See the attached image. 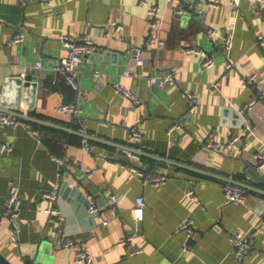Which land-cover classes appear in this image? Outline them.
<instances>
[{"label":"crops","instance_id":"0c3cea01","mask_svg":"<svg viewBox=\"0 0 264 264\" xmlns=\"http://www.w3.org/2000/svg\"><path fill=\"white\" fill-rule=\"evenodd\" d=\"M149 1L161 9L162 23L155 33L164 41L162 48L148 43L153 29L139 0H0V83L15 69L22 77L31 73L38 88L28 113L58 125L19 117L22 123L0 127V144L12 146L0 152V253L11 264H80L77 246L90 252V264H264V165L258 166L254 156L264 151V97L259 95L264 92V42L258 39L264 35V5L258 7L252 0H218L215 5L205 0ZM233 19L229 58L235 63L226 69L218 38L207 32L213 27L225 33ZM17 30L25 32L24 41H12ZM65 33L89 35L95 47L76 73L79 90L51 67L65 54L59 39ZM135 45L144 48L139 76L123 75ZM193 45L212 54V67L201 68L196 53L184 52ZM38 59L41 67L35 66ZM172 65L174 83L164 88L149 83L150 74ZM95 69L102 72L99 83ZM248 73H254L256 82L244 87L242 79ZM116 81L131 88L139 103L119 95ZM186 92L196 94L193 110ZM253 97L257 100L248 106ZM18 101H27L24 89ZM66 102L76 103V109L59 111ZM247 123L253 126L250 132L245 130ZM171 124L176 127L167 133ZM135 125L141 126L139 141L125 130ZM77 131L89 135L85 138L93 149L83 146ZM232 134L240 136L242 154L207 148L209 142H228ZM146 153L227 179L181 165L174 169ZM134 167L168 176L152 184ZM227 180L251 186L246 201L225 202L222 185ZM64 181L78 185L83 196L74 204L86 213L85 228L77 221V229L71 230L74 237L65 229L66 216L58 204ZM14 187L21 196L15 246L4 214ZM54 188L57 197L49 199L45 193ZM111 194L118 197L110 204ZM139 195L145 197L140 221L132 211ZM89 199L100 208L98 215L87 211ZM51 207L55 214L47 212ZM186 219L193 236L178 228ZM254 226L260 232L238 259L231 252L230 236ZM69 237L76 246L63 245ZM186 242L189 249L183 246Z\"/></svg>","mask_w":264,"mask_h":264},{"label":"built area","instance_id":"2783aa9c","mask_svg":"<svg viewBox=\"0 0 264 264\" xmlns=\"http://www.w3.org/2000/svg\"><path fill=\"white\" fill-rule=\"evenodd\" d=\"M208 4H217L218 0H205ZM234 3H238L240 0H232ZM254 1L258 7L264 5V0H252ZM140 4L144 5L147 9V16H148V25L150 28L153 29V32L148 37V43L154 44L155 46L162 48L164 45V41L155 33L156 29H159L162 23V15L161 9L157 3H152L149 0H139ZM171 0H167V3L170 4ZM179 11H183L179 9ZM236 21L233 19L229 23V30L225 33H220L215 28L211 27L208 29V37H217L218 43L220 44V48L224 54L223 64L226 69H230L234 65V61L229 58V51L232 46V40L234 37V32L236 29ZM25 38V32L21 30H17V32L12 36V41L14 42H22ZM62 47L65 49V54L62 55L57 62H55L51 67L52 69L63 76L65 81H67L70 85L74 88L79 90V84L76 78V73L78 71L79 65L83 61V58L87 56L89 53L95 51V47L93 44V40L89 35L83 34L82 36H70L69 34H61L59 37ZM259 42H264V35L258 36ZM143 46L135 45L132 48L131 52L128 55L127 62L125 67L122 69L121 73L123 75L131 76V77H138V69L143 65L144 56H143ZM184 52L186 53H196L199 57V63L201 68L207 69L212 67L214 64V58L212 54L207 52L204 48L193 45L187 46L184 48ZM36 67H41V61L38 59L35 61ZM175 70L176 65H172L169 68L165 69L162 72L152 73L148 76L149 83L154 84L156 87L164 88L166 85L175 82ZM102 72L99 69H95L93 71V76L96 81L99 83V76ZM242 85L244 87H248L250 84H255V75L254 73H248L243 79ZM214 85L216 83L214 82ZM115 91L122 95L123 97L132 100L136 103H139L136 93L129 87L125 86L123 83L119 81L114 82L113 84ZM260 97H264V92L261 90L259 92ZM185 97L189 100V109L193 110L195 105L197 104L196 94L193 92H186ZM257 100L256 97H253L249 103L252 104ZM76 109V103L74 102H66L58 107L59 111L67 112L70 110ZM22 123L20 118L15 115L14 113H9L4 110H0V127L18 125ZM176 127V124H171L168 129L167 133H171L173 128ZM253 129V126L250 123L246 124L245 130L250 132ZM125 130L129 133V135L136 141H139L142 135L141 126L135 125L133 127L125 128ZM241 139L239 135L232 134V137L228 140V142L224 144H220L219 142H209L206 144L207 148L212 151H219V152H227L233 151L235 154H242L244 147L241 144ZM83 146L87 149H93L94 144L90 143L87 138L83 136ZM12 146L8 143H1L0 144V152L6 153L11 150ZM255 156V163L258 166L264 165V151L258 150L254 154ZM58 161H62V158L55 157ZM134 170L137 174L143 177L145 181H148L152 184H160V182L164 181L167 178V174L164 172L160 173H144L143 169H139L134 167ZM222 190H224L225 195V202H232L234 200L238 201H246L247 198L250 196V190L246 187L227 180L222 185ZM190 196L194 197V192L189 189L187 190ZM45 195L49 199H55L57 197V189L54 188L50 190V192L45 193ZM8 198L5 204L4 214H6L8 218V232H9V240L12 244L18 245V235L20 229V221H19V208L21 203V196L19 194L18 188L14 187L10 190L9 194L7 195ZM116 194H111L109 198V203L111 204L117 199ZM145 203L144 195H139L135 198V204L132 208L134 212L136 220L140 221L144 217V210L143 206ZM87 211L90 213H94L98 215L100 212V208L96 205L95 201L89 199L87 204ZM48 213L55 214L56 210L54 207L47 208ZM106 223V221H104ZM178 228H183L187 232L188 236H193L194 228L191 224L189 219H186L180 222ZM260 232L259 226H254L252 231L250 232H243L236 230L234 231L231 236V245H232V254L241 259L244 257L246 252L249 248L250 239L257 235ZM131 235V234H130ZM126 236V239H130L131 236ZM63 245L65 246H76V242L74 239H66L63 241ZM184 248L189 249L190 243L186 242L183 244ZM139 248H136V251H139ZM76 262L80 264H90L91 262V255L90 252L82 246L76 247Z\"/></svg>","mask_w":264,"mask_h":264},{"label":"water","instance_id":"95a60500","mask_svg":"<svg viewBox=\"0 0 264 264\" xmlns=\"http://www.w3.org/2000/svg\"><path fill=\"white\" fill-rule=\"evenodd\" d=\"M37 83H38L37 80L33 78L31 73L26 74L22 77L21 71H18L17 69L13 70L12 73L6 76L3 82L0 83V110H4L9 113H14L18 117L26 119L28 121L38 122V123L46 124V125L52 124V125L58 126L54 124L53 122H50V121L47 122L41 118H38L32 115L31 113L30 114L28 113V110H30V108L33 105H35L34 102H35V97H36L37 88H38ZM22 89H24L27 95V101L22 102L21 103L22 105H21L20 101H18V96ZM232 112L237 114L236 109H233ZM77 132L84 137L89 136L87 133L84 134L79 131ZM125 147H127L128 150L133 151L135 153H140V154L145 153L142 150H139L138 148L133 147V146H125ZM148 155L157 159L158 163H161L162 165H171V167L174 169L178 167V165L179 166L181 165V166L191 168L195 171L198 170V171L208 173L214 176L215 175L221 176L219 174L206 171L199 167H192L190 165H186L179 161L178 162L174 161L162 155H159V156H156L153 154H148ZM221 178L227 179V177L225 176H221ZM232 182L240 184L246 188H251V186L247 183H241L239 181H232ZM58 194H59V197H58L59 207L61 209V212L66 216V228L65 229L68 232L70 237L71 236L74 237L73 234H71L72 233L71 230L77 229L76 228L77 221H79V224L82 225V228H85L84 217L86 216V213L83 211L81 207H77V205L74 204L75 198H82L83 196L79 190L78 185L72 186L67 181H64L61 183L60 188L58 190ZM70 194H71V197L69 196ZM65 200L67 201V203ZM69 201L72 202L71 205ZM85 203H88V200H86ZM94 216H95L94 214H91V216L89 217V220H91V224L94 223ZM0 264H11V263L5 258V256H3V254L0 253Z\"/></svg>","mask_w":264,"mask_h":264},{"label":"trees","instance_id":"16d2710c","mask_svg":"<svg viewBox=\"0 0 264 264\" xmlns=\"http://www.w3.org/2000/svg\"><path fill=\"white\" fill-rule=\"evenodd\" d=\"M32 123H33V122H32ZM33 124L38 125L37 123H33Z\"/></svg>","mask_w":264,"mask_h":264}]
</instances>
